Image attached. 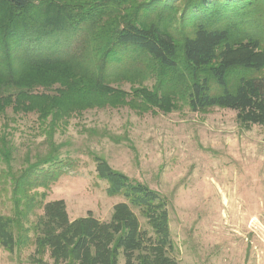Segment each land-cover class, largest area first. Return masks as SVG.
I'll return each mask as SVG.
<instances>
[{
	"label": "trees",
	"instance_id": "trees-1",
	"mask_svg": "<svg viewBox=\"0 0 264 264\" xmlns=\"http://www.w3.org/2000/svg\"><path fill=\"white\" fill-rule=\"evenodd\" d=\"M181 1L177 17L176 0H0V117L36 116L51 148L14 172L0 136L11 206L0 213L2 249L33 246L36 264L45 255L53 264H176L167 200L104 159L93 156L96 177L122 198L108 221L90 212L70 220L62 200L45 202L38 189L59 177L54 134L90 110L228 109L264 141V0Z\"/></svg>",
	"mask_w": 264,
	"mask_h": 264
},
{
	"label": "rangeland",
	"instance_id": "rangeland-1",
	"mask_svg": "<svg viewBox=\"0 0 264 264\" xmlns=\"http://www.w3.org/2000/svg\"><path fill=\"white\" fill-rule=\"evenodd\" d=\"M176 1L179 17L183 2ZM259 11L264 15V5ZM119 87L130 89L127 83ZM43 129L34 115L8 110L0 117V136L12 148L14 172L27 158L34 163L51 151ZM52 142L62 163L59 177L38 192H45V202L62 200L70 220L90 212L108 221L113 206L122 202L119 196H107L106 182L96 177L93 156H98L167 200L170 255L176 264H264L262 130L242 128L234 111L192 112L182 106L168 114H140L127 107L95 109L71 118ZM9 198L10 188L0 177V213L6 216ZM133 212L148 230L145 219ZM33 252V246L12 253L0 247V264H36ZM42 262L53 264L47 255Z\"/></svg>",
	"mask_w": 264,
	"mask_h": 264
},
{
	"label": "bare ground",
	"instance_id": "bare-ground-1",
	"mask_svg": "<svg viewBox=\"0 0 264 264\" xmlns=\"http://www.w3.org/2000/svg\"><path fill=\"white\" fill-rule=\"evenodd\" d=\"M224 201H225V198H224ZM253 221L255 220V219H252Z\"/></svg>",
	"mask_w": 264,
	"mask_h": 264
},
{
	"label": "crops",
	"instance_id": "crops-1",
	"mask_svg": "<svg viewBox=\"0 0 264 264\" xmlns=\"http://www.w3.org/2000/svg\"><path fill=\"white\" fill-rule=\"evenodd\" d=\"M120 264H123V262H121Z\"/></svg>",
	"mask_w": 264,
	"mask_h": 264
}]
</instances>
